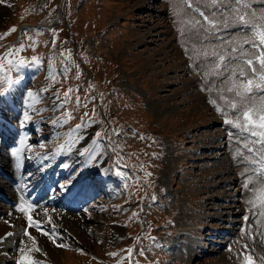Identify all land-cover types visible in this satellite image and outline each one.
<instances>
[{"label":"rangeland","instance_id":"1","mask_svg":"<svg viewBox=\"0 0 264 264\" xmlns=\"http://www.w3.org/2000/svg\"><path fill=\"white\" fill-rule=\"evenodd\" d=\"M261 32L264 0H0V202L38 158L69 196L32 264H264Z\"/></svg>","mask_w":264,"mask_h":264},{"label":"bare ground","instance_id":"2","mask_svg":"<svg viewBox=\"0 0 264 264\" xmlns=\"http://www.w3.org/2000/svg\"><path fill=\"white\" fill-rule=\"evenodd\" d=\"M137 6H141V4L138 3ZM5 119L7 118L0 116V129L4 131H5L3 127L4 125L1 122H4ZM29 126L25 127L26 130L27 128H30ZM6 131L13 133L15 132V129L11 126L10 127L6 126ZM6 131L5 133L2 132L3 134L0 132L1 137L3 138L7 137L8 134ZM6 140L7 138L3 141V143ZM10 140L8 139V141L6 142H9ZM19 144H21V146L26 145L25 142H22ZM13 154L18 155L17 157L18 159L21 158L20 154H18L17 152L14 151ZM259 161L260 163H256L257 166H255L256 168H258L257 173L260 172L262 175H264V156L261 155L259 157ZM20 162L21 161L18 162L19 164H21L19 170H22L24 166V161L22 163ZM30 163H31L29 164L30 166L32 165L34 167L36 165L34 168L35 172L26 174L25 175L26 178L22 182L19 181L20 176L13 177V179L19 182V185H18L19 190L10 189L9 195H4L6 197L2 196L3 197L2 200L4 201H8V202L19 201V203L21 204L20 207L14 206L15 205L14 202H13V205L0 202V215L2 214L6 215L3 218L4 220H0V232H1L0 233V252L2 251L0 253V264H14L13 260L15 262V260L17 259H18V264H32L37 259H39L38 255L43 257L41 255L42 248L45 251L47 250V248L52 247L51 253L55 257V255L58 254V249L61 247V245L62 247L63 245H65L62 243L61 239H63L66 236L69 230V225H68L69 221L67 217L65 216L66 211L62 210V208L61 207L59 208L58 206H61V205L63 206V204L60 202L64 198V196H67V198L69 196L66 195L67 194L66 193L65 195L61 196L62 197L61 200H59L58 202L56 201V198H55L56 195L53 192L52 186L57 183L58 174L55 173L54 167L45 166L40 170V172H38V169L43 165V162L40 161V158L32 159V162L30 161ZM1 168H0V174H2V177L4 178L10 177V176H7L8 174H5L6 172L3 166H1ZM35 175H37L38 177L34 178ZM39 178H41V181H43L44 186L43 187L40 186L39 188L36 189ZM6 183H7L6 180L4 179L0 180V191ZM263 183H264V180H263ZM85 193L92 194L91 192H85ZM45 195H48V196L44 198ZM83 196L84 198L86 197L85 194H83ZM88 198L82 199V202L88 200ZM77 200L78 202L76 203L75 206L78 205L79 207L81 206V201L79 199ZM19 203L17 202V204ZM16 216H18L17 217L18 219L15 218ZM21 218L32 220L33 224L27 227L28 225L27 220L25 219L26 221L25 223V221L23 222ZM14 219H16V221H13ZM39 219L42 220V222L44 223L43 224L44 226L42 227L36 226V224L38 225L41 223V221L39 223H36V220L39 221ZM63 225H65L66 227L60 229L59 231V226H63ZM30 227L32 228L31 237L27 235L28 234L27 232L29 231ZM25 228L27 232H24ZM41 234L47 236L46 238H43L44 240L42 241L43 245H41V240L39 239V235ZM18 235L19 236L23 235L22 236L23 239L20 240ZM55 237H57V239ZM19 243L20 245L18 246ZM53 243L57 247L53 245ZM9 246H10L9 250H11V252L6 251Z\"/></svg>","mask_w":264,"mask_h":264},{"label":"snow or ice","instance_id":"3","mask_svg":"<svg viewBox=\"0 0 264 264\" xmlns=\"http://www.w3.org/2000/svg\"><path fill=\"white\" fill-rule=\"evenodd\" d=\"M11 31H15V28H13ZM260 35V40L261 43H264V32L259 33ZM249 64H251V61H248ZM261 64L264 65V59H261ZM262 79H264V77H262ZM249 84H251V81H249ZM247 116V114H246ZM261 119H264V117H262ZM262 127H264V125H261ZM255 135V133H253ZM261 135H264V133H262Z\"/></svg>","mask_w":264,"mask_h":264}]
</instances>
